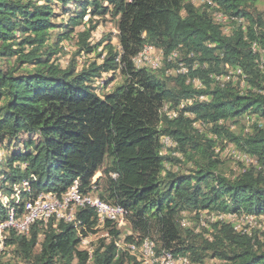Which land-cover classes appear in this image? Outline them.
<instances>
[{
  "label": "trees",
  "instance_id": "1",
  "mask_svg": "<svg viewBox=\"0 0 264 264\" xmlns=\"http://www.w3.org/2000/svg\"><path fill=\"white\" fill-rule=\"evenodd\" d=\"M212 1L0 0V189L10 195L28 180L32 197L60 195L79 179L83 193L122 205L128 222L101 224L80 207L79 228L52 219L11 231L15 255L0 264H141L116 247L122 237L154 239L157 253L188 259L177 264H264V230L198 224L203 213L264 215V12L257 0ZM108 20L117 42L112 32L92 41ZM147 44L163 51L160 68L135 65ZM237 67L244 82L228 78ZM228 144L255 161L228 171ZM102 231L92 251L81 248Z\"/></svg>",
  "mask_w": 264,
  "mask_h": 264
},
{
  "label": "built area",
  "instance_id": "2",
  "mask_svg": "<svg viewBox=\"0 0 264 264\" xmlns=\"http://www.w3.org/2000/svg\"><path fill=\"white\" fill-rule=\"evenodd\" d=\"M201 2L215 5L212 0H200V3ZM214 15L215 18L221 22H225L228 19V15L221 11H215ZM86 18H88V16H86ZM133 60L137 67L160 68L163 62V51L156 48L154 45L147 44L134 56ZM261 68L264 70V58H261ZM178 71L186 72L187 67L181 63ZM238 74H243L241 68H232L229 70L228 78L235 77ZM244 78L245 75L242 78L243 82ZM194 82L200 84V81L197 79H195ZM199 98L204 99L203 96H200ZM191 102H193V99H188L187 101L182 102L180 108H183L185 103ZM162 110L171 118H174L179 114L177 110H169V104H164ZM163 142L166 146L175 145L167 136L163 137ZM237 157L238 159H241L244 164H249L255 161L252 157L241 154L240 152H238ZM249 160L251 161L247 163ZM170 164L171 163L167 164L168 168H170ZM114 176H116V174H114ZM23 192H25V195L27 196L25 200L22 199ZM32 193L33 189L28 180H25L21 185H14L13 192L10 195L0 190L1 202L7 210V218L0 220V251H3L2 254L6 255V258L11 257V252L6 244L11 229H14L21 234H27L33 224L37 222L47 224L52 218L64 219L65 221L73 222L78 226L80 222L76 219V212L80 207H94L98 212L100 223H103V220L105 219H111L116 221L118 226L126 224L127 211L123 206L119 204H111L91 194L83 193L81 191V183L79 179L74 180L73 184L60 195L56 192L50 191L42 192L37 196L32 197L30 196ZM228 214L236 216V213ZM223 215L227 214H216V219L219 218L217 220H225ZM242 215L255 216L247 213H243ZM226 221L227 220H225V222ZM104 235L108 236V232ZM81 243L83 246L87 247L89 245V239L83 238ZM115 244L119 250L128 251L131 254H137L142 261V264H177L188 262L186 257L177 259L167 250L157 253L155 250V242L150 238H146L140 246L133 242H126L124 239H116Z\"/></svg>",
  "mask_w": 264,
  "mask_h": 264
},
{
  "label": "rangeland",
  "instance_id": "3",
  "mask_svg": "<svg viewBox=\"0 0 264 264\" xmlns=\"http://www.w3.org/2000/svg\"><path fill=\"white\" fill-rule=\"evenodd\" d=\"M192 1H194L197 4L200 3V0H192ZM256 7L258 8L259 11L264 12V0H257ZM110 32H112L113 41L117 42V38H116L117 28L115 27V23L113 21H110V20H108L107 22L102 21L101 24L98 26V28L93 32V41L96 42V41L100 40L105 34H108ZM64 46H65V49L68 50L67 55L70 56L69 59H71L74 55L73 44L65 43ZM92 57L90 58L91 60L93 59ZM69 59H67L65 61H68ZM111 75L112 74H105L99 80L98 84L103 83L104 79L109 78ZM117 82H118V77H116L111 83H109L107 85L106 90L109 91ZM219 150H220V148H218V151ZM2 153H4L3 149H2ZM237 154H238V152L234 149V146L232 144H228L223 149V155L224 156L227 155L228 157L232 158V159L227 161V164L225 166V168H227L228 171H230L231 169H233V170L236 169L237 161H238ZM250 161L251 160L247 161V163ZM101 174L102 173L100 171L97 172V174L95 175V178L98 179V177H100ZM228 213H230V212H228ZM228 213H214V214L203 213L198 224L200 223V225L203 227L210 226V224L212 222H215L217 219H219V218L216 219V214H227V215H223L224 219L227 220L226 222H230L236 230H243V231L246 230L248 232H252L253 230H256V229L264 230V215H261V216H243L242 215L241 216L238 213H236V216H234V215L228 214ZM225 220H221V221H225ZM187 221H188V224H191L189 220H187ZM124 228L128 229V225ZM102 234H103V231L100 232L99 234H95V235L91 234L89 236L90 237L89 238L90 239L89 246L93 247V245H92L93 241L98 239L99 236H102ZM152 240L155 242L154 239H152ZM10 250L14 254L12 247H10ZM15 257H14L13 263H15V264L24 263V262H21V260L19 258H17V257L15 258ZM24 264H26V263H24ZM153 264H155V263H153Z\"/></svg>",
  "mask_w": 264,
  "mask_h": 264
},
{
  "label": "clouds",
  "instance_id": "4",
  "mask_svg": "<svg viewBox=\"0 0 264 264\" xmlns=\"http://www.w3.org/2000/svg\"><path fill=\"white\" fill-rule=\"evenodd\" d=\"M85 19H87L86 17H85ZM93 41V40H92ZM113 176H114V174H113ZM116 176H117V174H116ZM115 176V177H116ZM93 180H96V178H95V176H94V178H93ZM81 183V182H80ZM33 189V188H32ZM1 190V189H0ZM42 193V192H41ZM26 193L24 192V195H25ZM91 195H93V196H96V197H98V198H100L101 200H103L101 197H99L98 195H95V194H91ZM26 196V195H25ZM22 199L23 200H25L26 199V197L25 198H23V194H22ZM104 201V200H103ZM105 202H107V201H105ZM2 203V202H1ZM108 203H110V202H108ZM111 204H114V203H111ZM120 205V204H119ZM122 206V205H121ZM87 207H91V206H87ZM94 208V207H93ZM79 209V208H78ZM78 209H77V211H78ZM95 209V208H94ZM96 210V209H95ZM126 210V209H125ZM127 211V210H126ZM96 213H97V217H98V220H99V215H98V212H97V210H96ZM126 215H127V213H126ZM7 218V217H6ZM6 218H4V219H6ZM52 219H56V218H52ZM51 219V220H52ZM76 219L80 222L79 223V225L77 226V225H75L73 222H69V223H72L76 228H79L81 225H82V220L78 217V215H77V212H76ZM50 220V221H51ZM56 220H60V219H56ZM62 220H64V219H62ZM107 220H110V221H113L117 226H118V223L116 222V221H114V220H111V219H105V220H103V223H101V224H104ZM65 221V220H64ZM66 222H68V221H66ZM38 223V222H37ZM36 224V223H35ZM34 225V224H33ZM32 225V226H33ZM128 225V222H127V219H126V224L125 225H121V226H118L119 228H124V227H126ZM31 226V227H32ZM100 226V225H99ZM30 230H31V228H30ZM11 231H15L17 234H21V233H18L16 230H14V229H11L10 231H9V234H8V238H9V236H10V234H11ZM30 232V231H29ZM105 233H107V231H103V234H102V236H105L104 234ZM29 233H27V234H21V235H28ZM8 238H7V240H8ZM83 238H90L89 236H87V237H83ZM82 238V239H83ZM117 239V238H116ZM115 239V240H116ZM121 239H124V237H122ZM151 239V238H150ZM7 240H6V244H7ZM114 240V241H115ZM125 241V240H124ZM82 242V241H81ZM89 243H90V239H89ZM116 245V244H115ZM80 246H81V248H83V249H87V250H89V251H92V248L93 247H91V246H87V247H85V246H83L82 245V243L80 244ZM7 247L9 248V251L11 252V257H9V258H13V253H12V251L10 250V246L9 245H7ZM117 247V246H116ZM123 251V250H122ZM2 252L3 251H0V254H2ZM131 254V253H130ZM133 255H136L137 257H138V255L137 254H133ZM3 256L4 257H6V255H4L3 254ZM139 258V257H138ZM25 263V262H24ZM24 263H20V264H24ZM27 264V263H26ZM141 264H142V261H141Z\"/></svg>",
  "mask_w": 264,
  "mask_h": 264
}]
</instances>
